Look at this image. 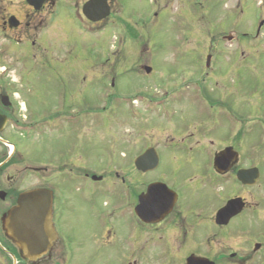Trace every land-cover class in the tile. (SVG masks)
I'll return each instance as SVG.
<instances>
[{
    "label": "flooded vegetation",
    "instance_id": "flooded-vegetation-1",
    "mask_svg": "<svg viewBox=\"0 0 264 264\" xmlns=\"http://www.w3.org/2000/svg\"><path fill=\"white\" fill-rule=\"evenodd\" d=\"M130 1L131 7L124 5L125 0H0V264H264V150L255 151L261 147L252 143L250 126L255 122L263 139L264 96L256 98L257 103L244 102L254 89L246 71H205L206 81L212 76L216 81L213 91L184 86L173 92L175 82L167 79L156 92L142 85L134 88L132 103L140 107L131 111L138 126L132 150H108L109 155L100 151L99 159L107 157L101 166L96 165L99 160L92 162L90 143L75 133L97 115L109 126V118L115 116L111 107L125 106L119 103L124 94L107 96L113 74L108 75V60L100 48L90 46L82 60L86 70L77 72L82 77L74 72L70 79L74 91L76 78L90 84L79 91H101L107 101L104 107L46 103L48 109L33 124L21 114L26 109L24 97L36 98L43 92L37 87L43 79L59 74L37 70L49 69L48 63L66 65L68 70L61 71L67 75L62 87L46 94H74L67 89L69 69L74 68L71 42L80 44L81 36L100 35L109 27L122 32L125 11L154 13L170 9L167 2H177L188 13L184 0H147V11L138 6L141 0ZM263 6V0H237L230 7L239 14L236 23L217 24L214 29L198 25L188 41L215 50L226 44L239 47L240 54L226 58L245 70L252 57H260L252 52L263 45ZM241 19L245 23L239 27ZM49 30L53 42L71 46L62 62L53 54L45 57L46 62L41 58L52 53ZM28 63L35 70H29ZM220 81H226V89ZM261 85L264 88V80ZM221 94L233 102L225 103ZM35 126L51 128L56 156L52 165L44 161L32 169L39 182L27 187V177H19L24 168L13 165V160L26 151L27 139L33 137L28 129ZM35 190L51 193L54 239L47 253L30 260L9 237L5 220L20 197ZM87 253L92 259L81 257Z\"/></svg>",
    "mask_w": 264,
    "mask_h": 264
},
{
    "label": "rangeland",
    "instance_id": "rangeland-1",
    "mask_svg": "<svg viewBox=\"0 0 264 264\" xmlns=\"http://www.w3.org/2000/svg\"><path fill=\"white\" fill-rule=\"evenodd\" d=\"M236 1L237 0H184V3H182L183 6H186L188 9L187 14L184 13L185 10L180 9L177 2H167L165 6L169 5L170 9H164L162 11L156 10L154 13L151 11L132 15L125 11L123 15L124 28L122 32L109 27L106 33L100 35L90 34L91 36H81L79 41L80 44H77L76 40L70 43V45H74V49L70 52L71 61L74 60L71 63L74 68L69 69L72 73H69L67 89L74 93L73 95H66L63 92L53 93V95L46 94L52 93L50 89L54 88V92L55 88L58 86L62 87V77H67V75L66 73H61V71L68 70L66 65L57 64L55 62L48 63L49 69L46 67H38L37 70L56 71L59 74H54V77L43 79V82L37 86L40 91L43 92L37 95L36 98L30 95L24 97L27 112L25 113L26 109L23 108L21 114L27 117L26 122L33 124L34 121L39 118L37 115L45 113L48 109L45 106L46 103L64 101L66 105L75 103L77 108H79L78 105L82 103H88L93 108L104 107L107 101L105 100V95L101 94V91L98 92L93 89L95 92L90 94L78 90L79 87L90 86L87 82L82 83L79 79L77 80V78L82 77V75L77 74V72H85L86 66L82 63V60L86 58L87 51L91 47L93 49L100 48L108 60L105 68L109 76L111 75L110 73L113 74L111 82V77H109L107 81V91L111 92L110 98L120 96L121 93L122 95L124 94L123 96L126 98H131L133 97V89L141 85L155 88L151 91L156 92L163 79H167L165 80L167 82H175L171 86L177 88V90L173 92H179V88L184 89V86L190 88H204L213 91L216 90V81H214L213 76V78L211 77L213 82L206 81L204 72L213 70L215 72H227L229 69L232 70L236 68V71L241 70L247 72L246 74L248 79H250L252 89L254 88L251 90L252 98H246L244 102L257 103V101L260 100L256 98H260L262 95L264 96V88L261 85V81L264 80V40L263 45L253 48L252 52V55L256 54L260 57H252L249 67L245 70H243V68L237 69L238 63H230L226 58L229 55L240 54L239 47H230L226 44L225 46L218 47L220 50L218 51V48L215 50V47H205L203 44L197 43L193 37L192 41H188L190 39V31L195 29L198 25H203L204 28L208 29H212L213 26L214 29L217 24L226 26L229 22L232 24V21L236 23L239 19V14L233 13L230 9ZM257 1L259 2L260 0ZM147 4V0H141L138 6L142 8V11H147L145 10ZM124 5L131 7L132 2L130 0L127 2L125 0ZM262 8L261 10L264 11V6ZM219 19L220 21H218ZM244 23L245 19H241L239 27L244 26ZM254 29H256V27ZM52 32L53 30L46 32L49 33L48 42L52 53H43L41 58L46 62L45 57H50L51 54H53L54 59L62 62L66 59L71 46H59L57 43L53 42L52 38L54 35ZM212 34L214 35V32H212ZM194 38L198 39L199 36ZM97 44L98 47H96ZM206 45H208V42H206ZM0 47L2 48V42L0 43ZM40 55L42 54H38V56ZM208 55L215 56L211 60L209 69L205 66ZM217 56L218 58H216ZM219 56H225V58H220ZM29 59L32 60L31 58ZM48 60H50V58ZM146 67H151L155 73L148 75L149 73L145 70ZM27 68L29 70H35V67L31 63H28ZM0 69H2V67ZM41 72L42 71H40V73ZM74 72L77 75V84L75 83L77 89L75 91L71 86L70 79V76L75 74ZM190 74L192 76H190ZM44 76L48 75L44 74ZM158 76L161 77L156 81L155 77ZM178 77L184 80H179L180 78L178 79ZM57 81H59V84ZM112 83L116 84V90H110ZM220 85H223L225 88L226 81L224 84L220 81ZM159 92L160 91L157 92L158 95L155 96L156 98L159 96ZM222 97L225 103L230 100L223 95ZM110 98L108 102L111 101ZM69 99L73 100L68 102ZM121 102H124V100H119V103ZM230 102H233V100L231 99ZM128 105V109L122 105H120V107H111L110 110L115 112V116L109 118L112 119L108 123L109 126H104L103 123L98 120L102 119V117L97 115L96 117H92L93 121H89L86 127L83 125L79 133V130H76V135H82L81 139L90 143L89 152L92 153V162L95 163L99 160L96 164L97 166L100 165V162L107 159V157L99 159L100 151L106 152L105 154L108 152L109 155L108 150L113 152L118 151L119 153L132 150V145L134 144L133 135H137L138 126L134 122V116L128 111L129 109L136 110L140 105L138 102ZM111 111H109V113ZM237 111H240V109L237 108ZM96 119L98 121H96ZM250 126L253 130L252 143L254 144L257 142L261 147L254 149L256 152H262L261 150H264V137L263 139L260 137L261 135L255 122ZM49 130L51 131V128H46V130H40L38 126L30 128L28 134L33 135V137L27 139L24 155L21 154V156L14 157L13 165L17 163V167L24 168V170L21 169L19 177L21 175L27 177V187L36 186L39 182L32 169L40 168V166H43L40 165V163L44 161L47 162L46 165H52L55 159L53 134ZM144 135L150 136L147 131L144 132ZM6 138L12 143H16L12 136H7ZM109 160L110 159H108V161ZM106 163L107 162H104L102 166ZM26 167H29L28 170ZM90 225L94 227L95 222L93 219ZM81 257H90L92 259V255L89 253L81 255ZM98 259L99 258H96V261H98ZM82 261H86V259L83 258ZM80 264L84 263L80 262Z\"/></svg>",
    "mask_w": 264,
    "mask_h": 264
},
{
    "label": "water",
    "instance_id": "water-1",
    "mask_svg": "<svg viewBox=\"0 0 264 264\" xmlns=\"http://www.w3.org/2000/svg\"><path fill=\"white\" fill-rule=\"evenodd\" d=\"M145 70L151 71V68L146 67ZM52 204V196L48 191L25 193L5 220L9 237L30 260L47 253L54 239Z\"/></svg>",
    "mask_w": 264,
    "mask_h": 264
}]
</instances>
